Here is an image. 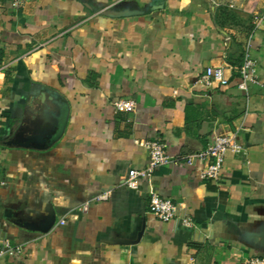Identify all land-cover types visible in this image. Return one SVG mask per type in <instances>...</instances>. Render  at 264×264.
<instances>
[{"label":"crops","instance_id":"1","mask_svg":"<svg viewBox=\"0 0 264 264\" xmlns=\"http://www.w3.org/2000/svg\"><path fill=\"white\" fill-rule=\"evenodd\" d=\"M262 13L264 0H27L19 10L0 0V239L13 249L0 264L264 258V21L252 34ZM250 36L258 84L243 91L235 68ZM207 67H222L227 85L205 88ZM118 98L135 110L115 113ZM35 101L42 132L7 145ZM233 133L244 154L226 156L217 182L200 178L202 163L186 157ZM149 140L172 162L129 189ZM152 193L192 225L158 221ZM51 209L50 230L32 229Z\"/></svg>","mask_w":264,"mask_h":264},{"label":"built area","instance_id":"2","mask_svg":"<svg viewBox=\"0 0 264 264\" xmlns=\"http://www.w3.org/2000/svg\"><path fill=\"white\" fill-rule=\"evenodd\" d=\"M27 0H11L13 9L19 10L23 7ZM264 21V13L253 18L252 34L257 30ZM251 36L242 46V58L240 65L235 68L239 77L237 88L246 91L248 84H258L256 69L257 61L250 55L249 40ZM228 40V37L225 38ZM200 83L209 88L213 84L227 85L228 81L223 75L222 67H207L200 76ZM111 106L115 113L125 112L131 113L135 110L136 102L130 98H118L111 102ZM143 147L147 151L148 160L143 169L128 171L124 185L132 190H138L139 184L144 179L153 175L159 167L169 165L172 160L164 151L163 144L158 140H149L143 142ZM228 154L240 155L244 154V148L236 133L230 135H212L208 138L203 150L197 152L189 159L194 158L202 163L199 170V177L212 182H217L220 178L221 170L224 165L225 158ZM175 162V161H174ZM173 162V164H175ZM4 181L0 178V187ZM108 198V193L101 194L97 197L98 200L105 201ZM177 206L169 199L159 197L152 193L147 204V211L152 214L158 221L168 223L170 221H178L182 225L191 226L192 222L189 217H178ZM64 220H60L59 224H63ZM13 249L9 246L6 239H0V259L6 253L10 254ZM241 264H264L263 257H253L243 261Z\"/></svg>","mask_w":264,"mask_h":264},{"label":"water","instance_id":"3","mask_svg":"<svg viewBox=\"0 0 264 264\" xmlns=\"http://www.w3.org/2000/svg\"><path fill=\"white\" fill-rule=\"evenodd\" d=\"M136 14H139V12L128 10V9H119V10L105 9L101 12V15L111 17V18L127 17V16H131V15H136ZM52 97H54L56 100L58 99V97L56 95H54ZM43 102L44 101L42 98L39 103L43 104ZM39 103L37 101H35V103L33 104L34 109L33 108L28 109V112L30 114V119H28L26 124L18 131V133L16 134V139L13 141L7 142V145L25 146L23 144H26L28 141H31V140L30 139H23L22 136H23L24 132L29 131V127L34 128V130L30 131V133H32L33 135L35 133L39 134L42 132V126L40 125L41 120H40V118L35 117V115L38 114V112L40 110L39 109ZM33 138H35V137H32L31 139H33ZM54 222H55V216H54L53 210L51 209L49 211L47 218L43 222L39 223L38 225L31 226V228L34 230H37L41 233H46L53 226ZM262 248L264 249V239H263V243H262Z\"/></svg>","mask_w":264,"mask_h":264}]
</instances>
